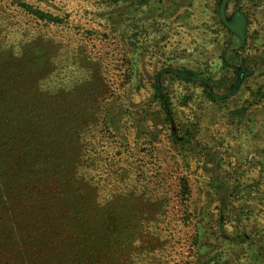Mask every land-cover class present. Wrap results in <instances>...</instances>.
<instances>
[{
    "label": "rangeland",
    "instance_id": "obj_1",
    "mask_svg": "<svg viewBox=\"0 0 264 264\" xmlns=\"http://www.w3.org/2000/svg\"><path fill=\"white\" fill-rule=\"evenodd\" d=\"M17 1L0 0V105L28 147L86 148L134 229L124 263L264 264V0H22L59 25ZM233 13L249 34L224 56ZM242 69L260 100H223Z\"/></svg>",
    "mask_w": 264,
    "mask_h": 264
},
{
    "label": "trees",
    "instance_id": "obj_2",
    "mask_svg": "<svg viewBox=\"0 0 264 264\" xmlns=\"http://www.w3.org/2000/svg\"><path fill=\"white\" fill-rule=\"evenodd\" d=\"M17 2L46 24L62 22L22 0ZM222 21L232 34L242 36L244 17L241 21L237 15L230 20L223 17ZM2 46L1 68L15 56L3 52ZM170 72L187 81L197 78L189 72ZM249 76L237 70L236 83L221 98L238 92L243 78ZM201 80L213 97L208 80ZM27 142L12 130L0 105V264H125L122 258L133 257L137 251L134 229L124 224L119 207L98 198L92 179L82 171L90 165L86 148L55 140L61 143L55 156L46 153V144L30 148ZM43 160L47 161L43 164ZM50 160L56 161L52 167Z\"/></svg>",
    "mask_w": 264,
    "mask_h": 264
},
{
    "label": "crops",
    "instance_id": "obj_3",
    "mask_svg": "<svg viewBox=\"0 0 264 264\" xmlns=\"http://www.w3.org/2000/svg\"><path fill=\"white\" fill-rule=\"evenodd\" d=\"M230 2H231V0H229L228 3H230ZM222 4H225V6H226L227 5V2H225V3L223 2ZM222 12H223V10H222ZM235 15L238 16V19H240V21L243 19V17L245 19V25H244V28H243V34H242V36L232 34L231 31L229 30V28H227L228 31H229V33L232 36V39H230L227 43L224 44V49H223L224 50V54H223L224 56H227V54H229L230 52L235 51V50L239 53L240 50H241L242 43L245 42V40L247 38V35L249 34L250 24L247 21L248 18L246 17V15H244L243 13L242 14H240V13L234 14L233 13L231 17L228 16L229 17V20L231 18H233ZM223 17L226 18V19L228 18L225 15L220 16L221 19ZM224 59H226V58L224 57ZM228 63H229V61H228ZM231 65L234 67L233 64H231ZM242 70H239V71H242ZM253 70L254 71H253V73H251L252 74L251 76L243 78V85H242L241 89L238 92H236L235 94L231 95L228 98L229 100H231L233 98H236L237 99V97H239L241 94H244L243 93L244 90H246L250 94V95H244V99H243L244 100V103H247V101L250 102V101H252L254 99H256V100L258 99L257 101L260 100V98H257L258 91L259 90H254L251 86H249V85L253 84L252 81L256 80V77H255L256 76V72H255L256 70L255 69H253ZM198 77H200V79H206V75H204V74H201ZM254 104H252L251 106H254ZM254 107H257V106H254Z\"/></svg>",
    "mask_w": 264,
    "mask_h": 264
}]
</instances>
